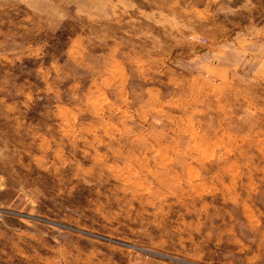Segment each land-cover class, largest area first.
<instances>
[{
  "label": "rangeland",
  "instance_id": "rangeland-1",
  "mask_svg": "<svg viewBox=\"0 0 264 264\" xmlns=\"http://www.w3.org/2000/svg\"><path fill=\"white\" fill-rule=\"evenodd\" d=\"M0 264H264V0H0Z\"/></svg>",
  "mask_w": 264,
  "mask_h": 264
}]
</instances>
